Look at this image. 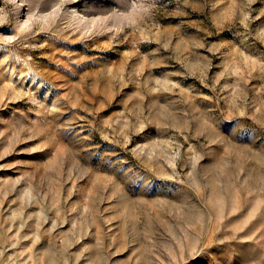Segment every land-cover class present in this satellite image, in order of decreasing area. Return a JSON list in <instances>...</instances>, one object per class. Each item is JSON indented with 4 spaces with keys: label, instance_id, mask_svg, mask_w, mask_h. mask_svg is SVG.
Returning <instances> with one entry per match:
<instances>
[{
    "label": "rangeland",
    "instance_id": "obj_1",
    "mask_svg": "<svg viewBox=\"0 0 264 264\" xmlns=\"http://www.w3.org/2000/svg\"><path fill=\"white\" fill-rule=\"evenodd\" d=\"M0 264H264V0H0Z\"/></svg>",
    "mask_w": 264,
    "mask_h": 264
}]
</instances>
